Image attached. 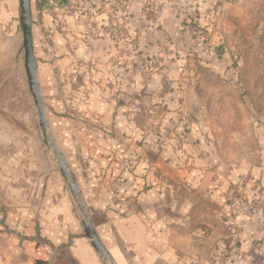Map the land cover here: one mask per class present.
I'll list each match as a JSON object with an SVG mask.
<instances>
[{
  "label": "rangeland",
  "instance_id": "374dc122",
  "mask_svg": "<svg viewBox=\"0 0 264 264\" xmlns=\"http://www.w3.org/2000/svg\"><path fill=\"white\" fill-rule=\"evenodd\" d=\"M16 1L17 9L0 2V210L8 239L17 230L7 226V213L25 210L36 219L53 176L67 185L44 143ZM55 2L33 0L32 38L49 131L64 154L76 156L83 173L95 170L97 155L84 159L67 141L85 145V136L91 143L98 134L100 146L101 137L119 146L101 153L108 163L101 175L117 169L122 178L145 161L200 214L227 203L224 223L235 226L250 217L238 213L242 197L257 214L244 185L233 184L227 198L226 189L218 193L217 173L252 166L263 149L264 0ZM192 171L203 182L197 190ZM208 171L218 182L214 192ZM214 193L223 205L206 204ZM122 198L114 206L127 209ZM235 245L225 243L216 263L226 264Z\"/></svg>",
  "mask_w": 264,
  "mask_h": 264
},
{
  "label": "crops",
  "instance_id": "0c3cea01",
  "mask_svg": "<svg viewBox=\"0 0 264 264\" xmlns=\"http://www.w3.org/2000/svg\"><path fill=\"white\" fill-rule=\"evenodd\" d=\"M9 1L12 9L18 8L16 0ZM48 1H56L58 6L66 4V0ZM101 105L106 111L108 105L105 107L102 102ZM111 117L113 120V115ZM85 137V145L80 140L68 138L67 148L73 153L79 150L84 159L91 153L97 155L98 160L90 164L95 170L89 168L87 174L81 171L77 157L66 156L55 141L74 173L94 229L112 257V263L96 251L86 236L84 218L76 211L72 192L62 177L54 175L36 219L25 210L7 213V226L17 230V235L11 234L9 239L1 231L5 226L1 223L4 213L0 210V264H217L216 254L223 250L222 246L226 243L227 248L234 242L235 248L226 264H264V145L252 166H238L227 169L226 174L217 173L222 182L218 193L226 189L227 198L232 185L240 183L258 208L254 217L240 216L237 225L230 226L223 219L230 214L227 203L226 207L218 210L210 207L212 210L200 214L194 210L193 199L168 186L164 176L156 177L145 161L133 173H123L122 178L117 169L113 176L101 175V168L107 166V161L99 157L102 152L111 153L115 145L101 137L99 139L105 142L100 146L96 143L97 134L91 142L95 145L92 151L88 143L92 139ZM116 155L119 156V152ZM162 163L157 161L159 167ZM193 176L192 171L191 187L197 190L203 182ZM208 177V187L214 192L218 182L212 171H208L206 180ZM117 197L126 199L127 209H120L118 204L114 206ZM215 197L214 193L206 204H224L223 198Z\"/></svg>",
  "mask_w": 264,
  "mask_h": 264
},
{
  "label": "water",
  "instance_id": "95a60500",
  "mask_svg": "<svg viewBox=\"0 0 264 264\" xmlns=\"http://www.w3.org/2000/svg\"><path fill=\"white\" fill-rule=\"evenodd\" d=\"M20 24L23 33V47L25 50V69L28 77L29 88L33 95L38 111L39 123L42 130L44 143L46 144L47 148L53 152L54 158L56 159L60 168V172L67 182V185L76 200L77 206L83 213V225L86 236L91 240V243L96 251H98L102 257L112 263V257L101 243L100 238L94 229L90 214L88 213L86 205L80 195V189L77 185L75 176L69 169L68 162L64 154L58 147L53 135L49 131V122L41 93L40 82L38 79L37 59L33 47L31 0H20Z\"/></svg>",
  "mask_w": 264,
  "mask_h": 264
},
{
  "label": "built area",
  "instance_id": "2783aa9c",
  "mask_svg": "<svg viewBox=\"0 0 264 264\" xmlns=\"http://www.w3.org/2000/svg\"><path fill=\"white\" fill-rule=\"evenodd\" d=\"M240 205H238L239 212L241 214H248V216H254L256 214V207L251 201H248L246 197H242L241 203L238 202Z\"/></svg>",
  "mask_w": 264,
  "mask_h": 264
},
{
  "label": "trees",
  "instance_id": "16d2710c",
  "mask_svg": "<svg viewBox=\"0 0 264 264\" xmlns=\"http://www.w3.org/2000/svg\"><path fill=\"white\" fill-rule=\"evenodd\" d=\"M32 4H33V0H31V10H32Z\"/></svg>",
  "mask_w": 264,
  "mask_h": 264
}]
</instances>
